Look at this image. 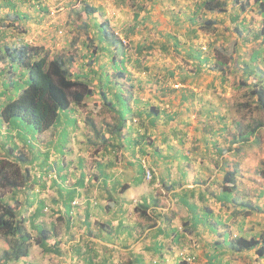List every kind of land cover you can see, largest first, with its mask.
I'll return each mask as SVG.
<instances>
[{
	"label": "crops",
	"instance_id": "obj_1",
	"mask_svg": "<svg viewBox=\"0 0 264 264\" xmlns=\"http://www.w3.org/2000/svg\"><path fill=\"white\" fill-rule=\"evenodd\" d=\"M41 1L52 9L54 2ZM60 1L55 0L56 3ZM87 1L103 7L109 30L114 31L115 36L121 31L129 45L126 47L119 43L117 47H108V52L113 54L104 52V55H99L98 52L93 55L94 48L90 49L88 40L71 37L62 40L64 45L60 46L64 50L55 52L48 48L53 55L64 58L66 53L74 64L77 62L79 69L75 70V77L83 75L82 78L87 79V74L93 68L91 73L97 74V79L90 84V88L96 91L86 96L81 105L72 103L62 113L65 117L61 124L32 133L36 138L31 140L34 143L33 151L37 156L40 154V162L47 155L45 166L48 173L47 176L41 175L43 178L38 171L32 175L30 188L40 191L31 205L26 202L27 193L20 192L17 199L22 206L19 209L26 215L28 211L29 218H32L37 206L42 201L46 202L45 214L40 216L37 223H45L51 231L49 243L53 245L57 242L59 252L53 246L42 251L40 246L34 245L30 256L17 264H180L181 251L195 255L204 264H243L247 256L251 257L248 252H254L249 260L264 264V258L258 257L254 250L238 253L227 245L228 240L237 236H254L264 232V208L260 206L264 202V152L262 156L260 152L257 153L258 149L264 151L260 128L247 142L231 143L234 134L238 135L245 125L242 120L234 119L231 110L235 105L232 97L236 98L241 88L239 84L232 85L228 77L224 78L222 71L215 68L217 59L212 53L204 51L203 55L208 56L210 62L199 66L183 52L175 56L172 48L169 54H163L157 48L149 51L143 48L151 41H163L161 31L163 35L170 30L168 23L173 21L166 14V9L163 8L166 16L160 17L152 11L162 0H126L124 4L123 1L118 3V0ZM147 1L150 3L146 7ZM174 1L176 5L167 7L170 10L182 8L186 15L194 10L198 0ZM133 4L145 7L139 13L136 34H131V26L136 21L131 8ZM126 9L130 10L126 12ZM38 12L36 7L33 8V17ZM203 13L206 12L201 15ZM183 15L180 13V16ZM235 15H239L238 12ZM206 17L216 21L214 11H208ZM185 22L189 20L185 19ZM43 23H30L29 39L32 43L47 47L50 43H44L43 38L38 39V35H31L32 30L46 28ZM141 27L148 30L143 33ZM140 31L142 34H139ZM38 32L41 34V31ZM99 33L94 31L95 46L101 44L96 39ZM124 36L117 37L122 41ZM147 36L150 37L149 42ZM200 37L198 43L204 44L201 39L210 42L207 36ZM76 41L78 45L74 48L79 49L74 52L71 46ZM103 45L106 46V43ZM123 51L130 59L126 66L132 73L133 82L127 76L117 79L112 62L106 56L118 54L121 57ZM80 55L83 57L82 63L77 61ZM159 55L164 56L158 60ZM181 55L186 62L177 61ZM155 56L157 60L152 61ZM93 57L98 59L91 67ZM137 59H140V68ZM85 62H89V70L87 66L81 68ZM169 70L174 72L173 77L167 76L166 71ZM188 75L187 82L181 83L180 79ZM101 79L103 84L109 79L115 91L122 86L131 108L139 112V116L133 117V123L128 120L130 133L126 128L120 138L110 133L108 124L114 123L117 115L104 106L98 94V81ZM183 92L186 93V100L182 98ZM108 97L113 98L112 92ZM92 103H97L98 107ZM82 106H86L84 113H81ZM169 114L176 115L174 120L169 119ZM68 118L76 125L67 126ZM81 118L85 121L82 122ZM85 118L90 119L87 121ZM186 120L189 124L183 128L185 125L182 122ZM5 124L0 121V140L6 130ZM181 129L184 131L178 135ZM65 132L68 134L66 137L63 136ZM101 135L113 138L115 159L114 155L109 154L113 152V146L104 144ZM136 138H141L142 148L123 147L128 139L134 141ZM140 148L147 154H141ZM83 157L88 159L84 168L86 176L91 173L95 175L92 182L87 183L86 180L80 186V159ZM89 158H92L91 162ZM146 160L154 165L155 175L151 181L144 177L141 161ZM101 167L106 169L105 174L100 172ZM54 168L55 174L52 173ZM38 170L41 172L40 167ZM227 170L236 172V189L230 193L232 198L228 201L224 198L228 190L222 186ZM70 189L76 191L74 201L78 204L72 207L73 213L70 211V214H66L61 197ZM11 192L7 191L5 195L8 197ZM256 200L259 205L255 204ZM246 206L252 208L247 209ZM206 213H210L207 223L204 219ZM4 248L5 244L0 239V254Z\"/></svg>",
	"mask_w": 264,
	"mask_h": 264
},
{
	"label": "trees",
	"instance_id": "obj_2",
	"mask_svg": "<svg viewBox=\"0 0 264 264\" xmlns=\"http://www.w3.org/2000/svg\"><path fill=\"white\" fill-rule=\"evenodd\" d=\"M126 0H118V3ZM170 6L176 5L174 0H170ZM232 2L236 8H240V12H252L256 13L255 16H261L262 22L259 32H254L255 37H264V0H198L194 10L192 9L190 14L185 15V11L182 8L179 10H170L166 8V14L171 18L173 22H169V32L160 37L163 41L150 42L143 48L148 51L154 48L159 49L163 54L167 52L169 54L172 48L176 54L185 53L193 62H196L201 66L210 62L208 56H204L198 40L200 37V30H210L211 26L215 24V20L206 17L208 11L225 12L228 10L229 2ZM41 5V7L39 6ZM39 6V8H38ZM37 8L39 11L36 16L33 17L31 8ZM132 10L135 13L134 25L131 26V34L138 33L136 30L138 26L139 13L145 9L144 6L133 4ZM83 11L90 17L92 16L91 26L85 21L81 24L82 27H92L96 34L99 33V37L96 38L100 46H95L93 55L98 54L104 55V52L110 51L109 46H119L123 44V41L115 36L109 30L108 22L106 20L103 7L95 6L94 4L84 0ZM202 12L203 13L201 15ZM180 13L184 14L180 16ZM98 14L99 16H97ZM239 14V13H238ZM50 9L42 4L41 0H0V121L6 122V130L2 139L0 140V239L4 242L5 248L0 254V264H17L24 258L30 256L34 245H38L42 248V251L49 248V246L59 252L57 242L55 244L49 243L51 231L46 227L44 222H38L40 216L44 215V208L46 202L42 201L37 210L33 213V217L29 218L28 211L21 212L19 209L21 201L17 199L20 192H26L28 205L35 202V195L39 191H33L30 188V181L32 175L37 171L40 176H47L48 170L45 166L47 161V155L43 156L44 159L40 162V154L37 156L36 152L33 151L34 143L30 139H26L27 134L36 133L48 130L54 126L61 124L63 120V114L65 113L72 103L81 105L86 96L94 94L96 89H91L97 74L90 72L87 74V79H83V75H77L75 77V70L72 69L70 63L73 62L72 58L61 57L53 55L51 50L46 48L44 45L30 42V23L34 21L35 24H42L46 19L50 18ZM34 18V19H33ZM98 18H103V21H99ZM185 19L189 20V26L184 32L180 30L186 27ZM239 25L242 29H239L238 25L235 28L243 36L246 27V17L235 15L232 17V22L238 20ZM162 30V29H161ZM242 30V31H241ZM171 31V32H170ZM149 42L150 37H146ZM263 40V39H262ZM106 43V46L103 44ZM147 44V43H146ZM99 48V50L97 49ZM142 48V49H143ZM140 50V54L142 53ZM113 54V52H108ZM98 55V56H99ZM117 55V56H116ZM116 55H106L112 62L115 70V76L117 79L125 78L126 76L130 81L133 82L132 73L128 71L126 63L130 61L129 57L126 56L124 51L120 57ZM241 55V54H239ZM253 56V55H252ZM97 57V56H96ZM93 57L90 60V66L92 67L95 59ZM232 61L234 60L237 64V55H233ZM252 58V57H251ZM217 59V65L215 68L223 71V77L226 69L222 68L226 65L225 62ZM254 62L253 70L250 69L251 74L255 77L250 79L246 76V71L242 73L244 77L238 79L239 86H247L250 88L249 97L252 98L251 103L255 102V108L260 110L261 118L255 120V123L244 125V128L239 131L238 135L234 134L231 143L235 142H247L251 135L257 131L258 128H264V68L261 66V59H251ZM239 61V60H238ZM138 67H141L140 59H137ZM233 62V63H234ZM259 62V63H257ZM247 61L245 62V64ZM250 66V65H249ZM231 72V69H227V72ZM95 72V71H94ZM167 76L173 77L174 72L169 70L166 71ZM181 73V72H180ZM250 74V75H251ZM106 76L110 79V75L106 73ZM188 76L181 78V83H186ZM102 78V77H101ZM106 79L104 84L103 80H99V95L101 96L104 106L113 111L117 115L116 121L111 125L108 124L110 133L112 136L121 137L123 130L128 127V120L134 122V116H139V112L131 108L129 98L124 96V89L122 86H118L117 90H113L114 87L112 82ZM116 80V79H115ZM119 81V80H118ZM112 92L113 98H109L108 94ZM183 100H186V93L182 94ZM114 99V100H113ZM6 100V102H4ZM93 106H97V103H92ZM90 105V106H92ZM175 114H169V119L174 120ZM189 118V116H188ZM225 117L220 120H224ZM185 126H188L189 122L186 120L182 122ZM66 125L75 126V121L68 118ZM131 125V124H130ZM32 126L34 128H32ZM252 126V128H251ZM31 128L30 132L23 134ZM97 134H100L96 129ZM129 131V128H127ZM183 129L179 130L178 135L183 133ZM130 131L128 132V134ZM68 134L65 132L64 137ZM177 136V133H174ZM142 139L144 136L141 137ZM141 138H136L134 141L128 139L125 143L124 148L136 147L141 145ZM66 140V139H64ZM101 140L104 144H108L115 148V144L112 142L113 138L101 135ZM189 141H194L188 139ZM230 140V139H229ZM36 141V140H35ZM3 142V143H2ZM183 143V142H182ZM119 144V143H118ZM118 144H116L118 146ZM129 148V149H130ZM140 148V149H141ZM140 151V150H139ZM109 153V148L107 150ZM116 149L110 151V155L115 156ZM141 154L146 155V151L141 149ZM221 153L223 150L220 151ZM31 154V157H28ZM85 157L81 158L80 170H81V181L78 185L83 186L85 181L87 183L93 181L95 173L86 176L84 170ZM147 167L153 172V178L155 175L154 165L150 160H146ZM142 164L145 177V164ZM40 167L41 172L38 170ZM79 169V168H78ZM95 172V170H94ZM102 174L106 173V169L100 168ZM52 173H56V169L52 170ZM61 174V173H60ZM90 174V173H89ZM49 175V174H48ZM57 175V174H56ZM37 177V176H36ZM42 177V176H41ZM59 177V176H57ZM55 180H59V178ZM43 178V177H42ZM152 178V180H153ZM236 172L227 170L222 179V186L227 188L228 192L224 198L226 201L230 199V193L236 189ZM106 181L104 182L105 185ZM12 191L10 196H6L7 191ZM43 190V189H41ZM75 192L70 189L61 197L66 214L73 213V204L75 198ZM23 202V201H22ZM225 202V201H224ZM72 208V209H71ZM209 212V211H208ZM235 213V212H234ZM210 213H206L204 219L206 223L209 221ZM208 220V221H207ZM219 222V218H217ZM228 246L234 251L241 253L244 251L254 250L258 257L264 258V232L254 236H237L235 239L228 240ZM180 264H188L185 261H181Z\"/></svg>",
	"mask_w": 264,
	"mask_h": 264
},
{
	"label": "rangeland",
	"instance_id": "obj_3",
	"mask_svg": "<svg viewBox=\"0 0 264 264\" xmlns=\"http://www.w3.org/2000/svg\"><path fill=\"white\" fill-rule=\"evenodd\" d=\"M49 2H54L52 4V9L55 10V14L52 17L44 20L43 26H45L46 28H42L40 27L38 30H32V36L33 35H38V39L42 40L41 38H43L44 43L48 44L50 43V45H48L46 48H50L52 50H54L55 52L57 50H64V48H62L60 46V44L64 45L62 40L64 39H70L71 37L75 38V39H81L82 38L89 41V45L90 49L95 47V34L93 29H91L92 27H82L81 24L84 23V19L85 21H87V23L91 26V19L92 16H88L83 10V3L84 0H61L60 2H55V0H47ZM94 1L93 3H98L99 1L103 2L104 0H91ZM108 1V0H105ZM131 1V0H129ZM132 2H135V0H132ZM147 4H145V6L147 7L149 5V1L145 2ZM78 4V6H77ZM169 5V0H162L161 3L154 9H152V11H154L158 17H160V15H164L166 16L165 12L163 11L167 8L169 9L167 6ZM97 6V5H95ZM102 7V6H100ZM169 7H171L169 5ZM228 10L225 12H216L214 11V14H216V22L214 25L211 26L210 30H200V36H207L209 38L208 41L210 42H204L202 39V43L204 44H200V48L201 45H206V49L205 52L206 53H212L214 58H219V60L223 61L226 63L225 66H223L222 68L226 69L225 75H227L228 80H230L232 85H236L238 84V79H240L241 77H244V75L242 73H244L246 71V76L248 75L249 77H251L250 79H252L253 77H255L253 74H251L254 67V62H252L251 59H263L261 61V66L264 68V40L262 41V45L260 44L261 42V38L259 37H255V34H253L254 32H259L261 27V22L262 19H260L259 16H255L256 13H252V12H240V8H236L233 3L230 1L228 4ZM115 9L117 10V8L115 7ZM130 9H126L125 11L128 12ZM33 11V8H31V11ZM57 11V12H56ZM120 13H124L123 11H120ZM238 12L239 15L242 17H249L247 18V22L246 24H244V26L246 27V31L243 32V36L247 35V36H242V34H240L237 30H235V28L239 27V29H242L243 27L239 25V20L236 22H232V17L230 15H235V13ZM119 13V14H120ZM97 16H99L98 14H96ZM169 17V16H168ZM231 17V18H230ZM212 19V17L210 18ZM221 19V20H219ZM99 21H103V18H98ZM46 24V25H45ZM186 24H189V22H186ZM140 27V25H139ZM187 29V27H184L183 29H181V32H184ZM48 30V31H45ZM112 30V29H111ZM122 30V29H121ZM142 32L146 31L144 30V28L141 27ZM41 31V34L38 32ZM45 31V32H44ZM116 31H118L116 29ZM123 31V30H122ZM242 31V30H241ZM142 32L140 31L139 34H142ZM114 33V31H113ZM144 33V32H143ZM117 36L119 35H123V33L121 31H118ZM154 36L156 37L157 34L154 33ZM201 38V37H199ZM200 40V39H199ZM122 41H123V45L124 46H128V39L124 36L122 37ZM78 41H76L72 46V50L71 51H76L79 49L78 48H74L76 47ZM43 43V44H44ZM76 45V46H75ZM259 45H261L262 47L259 48ZM125 47V48H126ZM123 48V49H125ZM204 52V53H205ZM241 54V55H239ZM233 55H237V64H235L234 60L232 61V56ZM253 55V56H252ZM158 56V55H157ZM153 58L152 61H155L156 57ZM160 56V55H159ZM162 57L164 55H161ZM160 57H158L157 59L159 60ZM175 56H177V54H175ZM64 57H66V53H64ZM252 57V58H251ZM82 59L83 57L80 55V57L78 58V62L82 63ZM156 59V60H157ZM165 59V58H164ZM163 59V60H164ZM239 60V61H238ZM177 61H179L180 63L186 62L184 59V56L181 55L177 58ZM247 61V63L245 64V62ZM234 62V63H233ZM259 63V62H257ZM189 64V63H186ZM71 67L73 70H77L79 69L77 66V62H72L70 63ZM215 65V63H214ZM217 65V62H216ZM250 65V66H249ZM88 67L89 70V62H85L81 68H85ZM218 70V67H216ZM227 69H231V72H227ZM250 69H252V71H250ZM219 71V70H218ZM179 74V73H177ZM223 71H222V75H223ZM251 74V75H250ZM181 77V76H180ZM256 78V77H255ZM241 83V82H239ZM179 84V83H178ZM241 88H239V91L236 93V98L235 96L232 97L233 101L235 100V105L233 107H231L232 110V115L234 117V119H240L242 120L245 125L250 124V123H255V120H258L261 118V113L260 110L255 108V102L253 101L252 103L250 101H252V98L249 97V90L250 88L247 86H242L240 85ZM90 88V87H89ZM232 91H234L233 89H231ZM124 93V92H123ZM232 101V104H233ZM6 102V100L4 101ZM82 112L84 113L86 110L84 109L86 106H82ZM101 112H98V114ZM101 115V114H100ZM87 114L84 115V117H86ZM87 121L90 118H85ZM81 121H85L84 118H81ZM32 128H34L32 126ZM31 128H28L27 131H24L23 134H27L28 132H30ZM32 134V133H31ZM259 134H260V139L262 142V145L264 146V129L259 130ZM26 139H30V141L32 139H36L35 135H30L27 134ZM44 140L41 139V142L43 143ZM43 149H45V147H43ZM260 152L261 156L262 153L264 152L262 149H258L257 153ZM256 153V154H257ZM28 157H31V154H28ZM43 158V157H41ZM90 162L92 161V158H89ZM263 173H264V169H263ZM263 195V194H262ZM230 198H232L230 196ZM256 205H259V203L257 204V200L255 201ZM260 206L262 208H264V202L260 203ZM247 209H251V206H246ZM240 229H243V227H240ZM239 229V230H240ZM251 254L252 257V253L254 252H248ZM251 257H246L247 261H242L243 264H256L255 261L253 262L252 260H249ZM224 264V263H223Z\"/></svg>",
	"mask_w": 264,
	"mask_h": 264
},
{
	"label": "built area",
	"instance_id": "obj_4",
	"mask_svg": "<svg viewBox=\"0 0 264 264\" xmlns=\"http://www.w3.org/2000/svg\"><path fill=\"white\" fill-rule=\"evenodd\" d=\"M54 14H55V10L51 9L50 10V16L52 18L54 16ZM206 48H207L206 45H204L203 49H206ZM152 178H153V172H152V170L149 167H147V162H146V164H145V179L147 181H151ZM73 204H78V202L77 201H73ZM179 256H180L182 261H185L188 264H204V263L200 262L195 255H191L189 253H186L185 251H181L179 253Z\"/></svg>",
	"mask_w": 264,
	"mask_h": 264
},
{
	"label": "clouds",
	"instance_id": "obj_5",
	"mask_svg": "<svg viewBox=\"0 0 264 264\" xmlns=\"http://www.w3.org/2000/svg\"><path fill=\"white\" fill-rule=\"evenodd\" d=\"M202 49V51H205V49H203V48H201Z\"/></svg>",
	"mask_w": 264,
	"mask_h": 264
}]
</instances>
